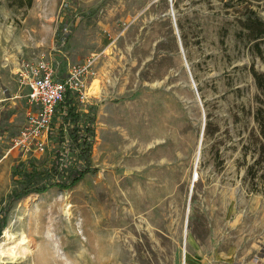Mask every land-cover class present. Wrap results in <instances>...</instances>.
Masks as SVG:
<instances>
[{
    "label": "rangeland",
    "instance_id": "obj_1",
    "mask_svg": "<svg viewBox=\"0 0 264 264\" xmlns=\"http://www.w3.org/2000/svg\"><path fill=\"white\" fill-rule=\"evenodd\" d=\"M248 1L264 19V0ZM225 2L0 0V250L20 252L28 238L26 255L0 251V264H107L85 244L107 230L114 264H264V176L248 170L257 157L251 66L264 72V41L259 54L239 37L238 12ZM41 60L58 78L91 60L83 101L96 110L95 171L11 201L53 175L40 168L63 145L56 114L43 149L13 143L33 108L17 70ZM119 117L145 142L132 172L116 151ZM147 177L158 182L148 188Z\"/></svg>",
    "mask_w": 264,
    "mask_h": 264
},
{
    "label": "trees",
    "instance_id": "obj_2",
    "mask_svg": "<svg viewBox=\"0 0 264 264\" xmlns=\"http://www.w3.org/2000/svg\"><path fill=\"white\" fill-rule=\"evenodd\" d=\"M32 0H17L19 6H29ZM226 7H233L237 11V23L240 27L237 35L254 41L256 51L261 54V41H264V19L258 11L252 7L248 0H226ZM257 93L255 94V107L252 110L253 119L257 125V132L253 134V142L257 157L254 164L249 166L250 171L253 167L255 171L252 176H264V72L258 71L251 66ZM84 106V109H80ZM55 118L54 129L55 137L58 142H62V148L57 150L54 160L41 167L44 172L53 174L43 183H33L23 186L19 190L12 192L10 200L27 196L31 193H43L51 188L69 189L74 187L87 172H94L95 166L90 161L92 144L95 139L96 110L93 104L81 101L76 92L66 90L63 98L58 102L53 118ZM53 121V120H52ZM210 123L207 122L206 130L209 132ZM53 139L52 144H55ZM70 153L71 158H66L63 163V156ZM76 162L69 169H64V164L70 161ZM66 176L67 178H63ZM0 231L5 226V218L1 220Z\"/></svg>",
    "mask_w": 264,
    "mask_h": 264
},
{
    "label": "built area",
    "instance_id": "obj_3",
    "mask_svg": "<svg viewBox=\"0 0 264 264\" xmlns=\"http://www.w3.org/2000/svg\"><path fill=\"white\" fill-rule=\"evenodd\" d=\"M17 70L19 80L29 86V100L33 108L27 113L26 127L14 137L13 143L19 147L44 148L41 136L48 133L58 102L66 90L76 92L83 101L87 78L91 72V60L71 66L68 72L58 78L54 66L48 61H22Z\"/></svg>",
    "mask_w": 264,
    "mask_h": 264
},
{
    "label": "bare ground",
    "instance_id": "obj_4",
    "mask_svg": "<svg viewBox=\"0 0 264 264\" xmlns=\"http://www.w3.org/2000/svg\"><path fill=\"white\" fill-rule=\"evenodd\" d=\"M89 89L92 91V93H95V90L93 89V86H90ZM94 91H93V90ZM95 95L98 96V93L96 92ZM106 117V116H105ZM119 122H121V126L120 127H117V128H112L114 131L113 132H116L118 134V138L119 140L117 139V153H119V156H121V158H126L128 161H126L128 167L127 169H129L130 172H132V169L134 167L130 166L128 164V162L130 161H136V160H133L132 158H136L132 153L134 152V150L136 149V146L139 145V147H142V145L145 143L144 141H141V140H135V135L133 133V135L130 133V132H133L131 130V128L129 127L128 123L122 119V118H118ZM109 125L106 126V128H108ZM116 137V136H115ZM98 139V138H97ZM99 142H97V145H100L101 144V141L102 139L98 140ZM137 141V143L134 145V142ZM137 148L138 151L141 150V148ZM116 151H113V152H116ZM106 153V151L104 150L103 152H101L100 156H103V154ZM106 156V155H105ZM104 156V157H105ZM115 158V157H114ZM155 162L153 164V166H155ZM157 166H159L160 164H156ZM149 166V165H148ZM154 169H150L149 172H148V176L151 177L149 174L153 172ZM147 177L146 178V185L148 188H150L151 186H154L156 184V179H152V178H149ZM196 177H194L195 179ZM158 182V181H157ZM114 184V183H113ZM139 190V189H138ZM137 190V192H138ZM140 194V198L144 199V197H149V199H153L155 198L154 197V194L153 192H149L147 194H144L143 193H139ZM139 198V199H140ZM154 200V199H153ZM131 204L134 205V201L133 199H131ZM69 207V206H68ZM100 222V221H99ZM8 227V226H7ZM5 231V230H4ZM8 233V232H7ZM112 233V232H111ZM95 235V234H94ZM107 236L108 238L106 239V236H105V233L104 234H99V235H96V239H97V243H89L88 241L85 242V244H87L89 247H87L88 250L90 251H93L95 253V257L100 259V258H103L104 261H106L107 264L109 263H113L114 264V261L116 262V260H118L119 256H115L114 252H115V239H114V236L111 234V236L109 237V231L107 230ZM7 237V235H6ZM92 238H93V234H92ZM31 241V240H30ZM28 238L24 235H22V238L20 240V244H22V248H21V251L20 252H17L16 250V245L15 246H11L9 247L7 250L5 251H1V254L2 255H5V254H9L10 256H13V257H17L19 253H22V254H27V250H28ZM27 245V246H26ZM114 246V247H113ZM111 249L113 250V253L111 254ZM24 255V256H25ZM106 256V257H103V256ZM13 260V259H12Z\"/></svg>",
    "mask_w": 264,
    "mask_h": 264
}]
</instances>
